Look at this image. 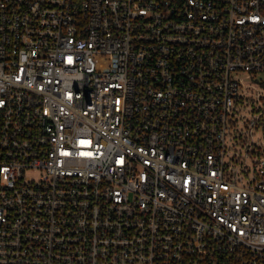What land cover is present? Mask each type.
<instances>
[{"label":"built area","instance_id":"built-area-1","mask_svg":"<svg viewBox=\"0 0 264 264\" xmlns=\"http://www.w3.org/2000/svg\"><path fill=\"white\" fill-rule=\"evenodd\" d=\"M0 264H264V0H0Z\"/></svg>","mask_w":264,"mask_h":264}]
</instances>
